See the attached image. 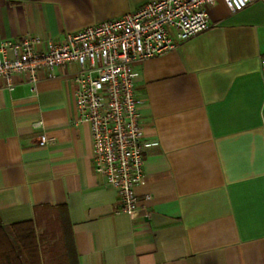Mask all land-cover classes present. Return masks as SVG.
Instances as JSON below:
<instances>
[{
	"label": "crops",
	"instance_id": "1",
	"mask_svg": "<svg viewBox=\"0 0 264 264\" xmlns=\"http://www.w3.org/2000/svg\"><path fill=\"white\" fill-rule=\"evenodd\" d=\"M149 1L0 0V44L60 40ZM208 14L209 30L135 67L147 147L132 216L94 171L89 125L74 124L77 66L35 85L0 77L6 228L30 220L42 236L66 215L68 264H264V1Z\"/></svg>",
	"mask_w": 264,
	"mask_h": 264
},
{
	"label": "built area",
	"instance_id": "2",
	"mask_svg": "<svg viewBox=\"0 0 264 264\" xmlns=\"http://www.w3.org/2000/svg\"><path fill=\"white\" fill-rule=\"evenodd\" d=\"M216 1L152 0L60 40L24 36L0 44V77L7 82L12 75L23 74L35 85L45 71L70 63L77 66L73 82L79 118L74 124L89 125L94 171L116 193L120 212L126 215L132 216L138 207L135 188L143 175L147 147L142 141L135 67L209 30L208 9ZM222 1L231 12H239L264 0ZM261 73L264 77V56ZM46 142L42 136L40 145Z\"/></svg>",
	"mask_w": 264,
	"mask_h": 264
},
{
	"label": "trees",
	"instance_id": "3",
	"mask_svg": "<svg viewBox=\"0 0 264 264\" xmlns=\"http://www.w3.org/2000/svg\"><path fill=\"white\" fill-rule=\"evenodd\" d=\"M56 219L58 229H51L42 236L37 234L32 221L14 223L6 228L0 220V264H46L43 262L44 244L53 264H68L74 246L66 215ZM65 222V223H64Z\"/></svg>",
	"mask_w": 264,
	"mask_h": 264
}]
</instances>
